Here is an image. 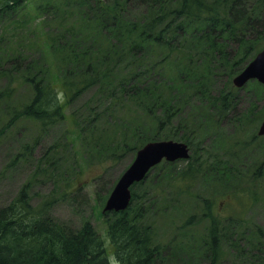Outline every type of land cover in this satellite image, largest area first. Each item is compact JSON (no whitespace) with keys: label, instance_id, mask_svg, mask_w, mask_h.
I'll return each mask as SVG.
<instances>
[{"label":"trees","instance_id":"obj_1","mask_svg":"<svg viewBox=\"0 0 264 264\" xmlns=\"http://www.w3.org/2000/svg\"><path fill=\"white\" fill-rule=\"evenodd\" d=\"M135 1L148 8L128 20L122 12L132 0H0V81L5 80L0 87V105L5 106L0 110V139L20 118L40 127L39 138L65 124L51 152L58 153L65 139L71 146L77 140H86L88 146L94 144L98 154L109 153L116 162L127 152L136 154L149 141L162 140L164 127H172L173 118L181 115L192 98H209L207 85L213 80L214 66L225 64L239 73L255 55L248 54L264 46V0ZM232 43L237 47H231ZM164 50L163 55L151 57L158 61L144 62ZM231 53L240 58L231 57ZM216 56L218 60L211 67L203 62L212 63ZM201 62L203 72L199 73ZM171 65L181 67L176 75L180 82L189 84V100L181 101L168 90L171 76L166 75ZM158 66L165 69L159 73L161 78L155 77ZM18 83L32 89L31 100L21 106L12 101ZM91 88H95L94 99L68 113L72 102ZM95 99L110 101L96 111L91 106ZM230 99V92H223L209 101L210 108L219 103L218 109L226 110ZM204 107L200 110L207 115ZM115 108L120 129L117 132L116 116L113 133L104 126L108 115L114 117ZM156 108L161 115H155ZM196 110L191 114L202 116ZM153 113L155 117L148 118ZM95 124L101 125L97 130H105V136L98 134L93 139L90 133ZM188 125L187 120L179 118L175 129L164 138L186 142L190 147L186 167L174 170L170 183H175L180 194L188 192L185 188L191 187L197 176L212 175L225 186L234 179L231 149L215 151L212 145L207 146L205 139L212 140L211 133L201 141H194L188 132L175 136L179 127ZM190 126L195 135V123ZM204 151L210 154L209 160ZM19 154L25 155V151ZM161 164L175 169L174 162ZM259 165L253 167L252 180L264 173V160ZM248 189L242 185L232 191L240 195ZM146 194L132 188L126 209L103 213L105 239L90 220L78 229L57 222L49 216L57 198L49 195L34 205L26 184L9 204L0 206V264H110L112 254L119 264H171L176 249L156 239L149 216L160 208L156 209L157 202L150 203ZM213 203L206 199L204 215L211 223L203 248L212 264L220 260L223 242L221 217L214 213ZM193 217L182 226L192 224Z\"/></svg>","mask_w":264,"mask_h":264},{"label":"rangeland","instance_id":"obj_2","mask_svg":"<svg viewBox=\"0 0 264 264\" xmlns=\"http://www.w3.org/2000/svg\"><path fill=\"white\" fill-rule=\"evenodd\" d=\"M147 8L148 5L132 0L127 3L122 13L130 20L145 13ZM234 44L230 46L237 47ZM164 52L165 50L159 52L160 54L150 55L144 62H156L159 58L154 60L151 57H159ZM254 53V56H250ZM256 54L257 52H251L248 56L253 57L251 59L253 60ZM237 56L231 53V57ZM130 60L133 61L134 56ZM217 60L216 56L212 58V63L204 60L203 62L211 67ZM203 62H201L199 73L203 72ZM159 67L156 68L155 77L161 78L159 73L165 69L162 67L159 70ZM180 70V66L172 67L171 65L172 73L170 71L166 75L171 76L168 77L170 85L168 90L173 91L179 100H189L191 94L189 84L180 82L178 74L176 75V72ZM235 70V68L231 70V67L225 64L214 66L211 71L213 80L206 84L209 98L201 99L196 96L192 98V101L182 108L181 115L173 118V123L170 124L172 127H164L161 137L164 139L167 137V132L175 129L174 125L179 118L187 120L189 125L186 128L179 127L175 135L177 137L187 135L188 132L194 141H201L205 139V134L211 133L212 140L205 139L207 146L212 145L215 151L231 149L230 156L233 157L231 178L234 179L227 181L223 186L218 183L217 177L212 175L207 178L197 176L191 187L185 188L188 192L185 194L181 191L180 194L175 183H170V178L174 170L186 167L187 161L177 160L174 162L175 169L171 170L168 164L159 163L152 168L143 184L133 187L139 194L146 191L150 203L156 201L155 208H160L158 213L155 215L151 213L149 217L153 220L156 239L162 243L171 244L176 249L170 257L171 264H212L211 256L203 250L204 238L207 237L211 223L204 215L208 198L214 201V213L221 217L219 231L223 235L221 257L214 264H264V173L255 180L251 178L253 167L264 160V135L258 134L264 119V83L252 79L242 86H237L233 82L237 73H234ZM4 84L5 80H1L0 87ZM17 87V93L12 101L21 106L22 103L31 100L32 89L29 85H21V83H18ZM196 92L194 89L193 93ZM223 92H230L229 108L218 109L219 103L216 108H210L209 101L220 97ZM94 95L95 88L86 90L72 102L67 112L79 110L86 102L94 99ZM109 101L95 99L91 106L95 107L96 111H100L109 104ZM196 105H198V111L195 109ZM203 105L208 110L207 115L200 110ZM4 108V104H1L0 110ZM157 108L155 115H161V110ZM193 110L201 113L202 116L196 117L195 114H191ZM113 115L114 117L108 115L104 128H109L106 130L114 133V118L118 116L116 108ZM155 115L153 113L148 118ZM142 117L147 120L145 116L142 115ZM192 123H195V135L191 134ZM98 127L101 125L95 124L94 132L90 133L93 139L98 134L103 136L106 134L105 130L98 131ZM65 128V124L52 128L39 138L40 127L30 119L20 118L2 136L0 139V206L9 204L21 188L29 184L31 201L34 205L49 195L57 198L49 211V216L57 222L71 229H78L85 220H90L98 233L107 239L103 209L114 185L134 159L135 153L127 152L114 162L109 153L98 154L97 150H93L94 144L88 146L86 140H77L71 146L65 144L66 139L63 140V144L61 143L62 146L58 149L57 146L54 148L58 150V153L51 152V146L60 141L59 137L63 135ZM119 129L118 116L117 132ZM254 136L258 138L255 139ZM116 138H119L118 135ZM208 148L207 150L211 151ZM24 151L25 155L20 156L19 153ZM46 153L50 154L43 156ZM204 154L209 160L210 154L206 151ZM236 185H243L249 189L240 195H235V191L232 190L238 187ZM249 191H253V194H249ZM190 216H194L192 224L187 223L182 226ZM168 251H172V248H168ZM110 264H119L113 254L110 256Z\"/></svg>","mask_w":264,"mask_h":264},{"label":"water","instance_id":"obj_3","mask_svg":"<svg viewBox=\"0 0 264 264\" xmlns=\"http://www.w3.org/2000/svg\"><path fill=\"white\" fill-rule=\"evenodd\" d=\"M251 79H258L264 83V48L235 76L234 83L237 86H242ZM258 133L264 135V120ZM189 154L188 145L182 141L156 140L143 145L116 182L106 201L104 211L126 209L131 201L132 186L143 180L149 170L162 162L164 158L168 161H174L188 158Z\"/></svg>","mask_w":264,"mask_h":264}]
</instances>
